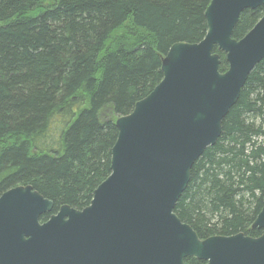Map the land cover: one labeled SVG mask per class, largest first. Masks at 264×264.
<instances>
[{
  "label": "trees",
  "instance_id": "trees-1",
  "mask_svg": "<svg viewBox=\"0 0 264 264\" xmlns=\"http://www.w3.org/2000/svg\"><path fill=\"white\" fill-rule=\"evenodd\" d=\"M212 1L0 0V196L32 186L54 203L52 214L89 207L111 175L116 121L162 82L172 46L206 37ZM263 16L264 6L244 11L233 38ZM214 52L226 73L225 55ZM263 200L264 61L195 163L175 213L202 240L259 238Z\"/></svg>",
  "mask_w": 264,
  "mask_h": 264
},
{
  "label": "water",
  "instance_id": "water-1",
  "mask_svg": "<svg viewBox=\"0 0 264 264\" xmlns=\"http://www.w3.org/2000/svg\"><path fill=\"white\" fill-rule=\"evenodd\" d=\"M262 6L213 0L206 37L171 47L162 82L116 121L111 175L89 207L63 206L41 223L54 203L32 186L0 196V264H264V234L202 240L175 213L195 163L219 141L224 119L264 61V17L243 39L233 38L242 13ZM215 48L226 56V73ZM253 229L264 230V207Z\"/></svg>",
  "mask_w": 264,
  "mask_h": 264
},
{
  "label": "flooded vegetation",
  "instance_id": "flooded-vegetation-1",
  "mask_svg": "<svg viewBox=\"0 0 264 264\" xmlns=\"http://www.w3.org/2000/svg\"><path fill=\"white\" fill-rule=\"evenodd\" d=\"M53 210H54V209H53ZM59 210H60V209H59ZM59 210H58V212H59ZM52 212H53V211H52ZM52 212L49 213V214H52ZM58 212H57V213H58ZM57 213H56V214H57ZM56 214H52V215L50 216V218H51L52 216L56 215ZM46 215H47V214H46ZM50 218H49V219H50ZM49 219H48V220H49ZM48 220H47V221H48ZM47 221H45V222H47ZM41 222H42V223H45V222H43V221H41Z\"/></svg>",
  "mask_w": 264,
  "mask_h": 264
}]
</instances>
